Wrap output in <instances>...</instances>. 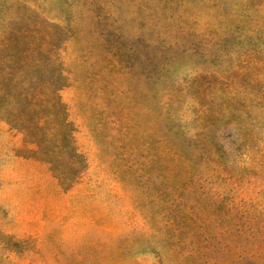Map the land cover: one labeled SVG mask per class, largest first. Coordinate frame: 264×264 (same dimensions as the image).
Segmentation results:
<instances>
[{"label": "rangeland", "instance_id": "374dc122", "mask_svg": "<svg viewBox=\"0 0 264 264\" xmlns=\"http://www.w3.org/2000/svg\"><path fill=\"white\" fill-rule=\"evenodd\" d=\"M0 264H264V0H0Z\"/></svg>", "mask_w": 264, "mask_h": 264}, {"label": "trees", "instance_id": "16d2710c", "mask_svg": "<svg viewBox=\"0 0 264 264\" xmlns=\"http://www.w3.org/2000/svg\"><path fill=\"white\" fill-rule=\"evenodd\" d=\"M29 136L32 137V140H31L32 143H37V141L40 142L39 138H41L42 134H32V135H29ZM72 147H73V149L75 151L74 146H72ZM48 163L51 164L53 172L56 174V176L60 180H67L69 182L68 185H71L74 182V179L77 177L76 173H78V171L73 169V174H71L70 177L67 176V178H66V177H64V174L62 172H60L59 168L56 166L55 160H53V158H50V160H48ZM71 165H72V167H74V163L73 162H72Z\"/></svg>", "mask_w": 264, "mask_h": 264}]
</instances>
